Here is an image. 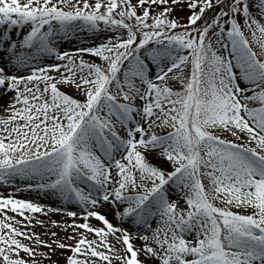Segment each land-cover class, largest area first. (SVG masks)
<instances>
[{
  "label": "snow or ice",
  "instance_id": "1",
  "mask_svg": "<svg viewBox=\"0 0 264 264\" xmlns=\"http://www.w3.org/2000/svg\"><path fill=\"white\" fill-rule=\"evenodd\" d=\"M182 3L186 24L171 18ZM208 11L214 15L205 20ZM101 24L111 33L105 42L57 52L61 31L96 32ZM16 29L28 30L10 41ZM253 43L264 52V0H0V45H7L0 48V91L14 93L0 115V184L36 180L37 189L85 207L84 223L66 225L74 243L53 241L72 253L67 264H264V59ZM85 53L102 63L86 61ZM52 54L59 63L35 66ZM21 69L28 74L18 75ZM153 153L172 170L151 163ZM176 190L184 207L170 199ZM103 203L121 223L157 226L134 236L96 210ZM26 212L44 208L0 195V264H30L21 252L36 264V247L21 238L54 251L16 227L33 226ZM109 237L122 243L123 255Z\"/></svg>",
  "mask_w": 264,
  "mask_h": 264
},
{
  "label": "rangeland",
  "instance_id": "2",
  "mask_svg": "<svg viewBox=\"0 0 264 264\" xmlns=\"http://www.w3.org/2000/svg\"><path fill=\"white\" fill-rule=\"evenodd\" d=\"M132 2L135 4L137 0H132ZM247 2L250 3L252 0H247ZM183 9V10H182ZM161 8L154 7L153 11L154 12H159L161 11ZM219 9H217L218 11ZM190 15V13L187 10L186 3H182L180 5L174 6V11L171 13V18L177 19L180 23H187V18ZM214 13L212 11H208L204 17L205 20H210L213 17ZM253 15L257 16L259 18V13L253 10ZM240 23L243 27V19L240 20ZM103 24H101V29L97 30L96 32H88L86 30H79V29H72L70 31L64 32L61 31L56 40L54 41L57 52H72L75 53V51L79 48L82 47H93L97 46L100 43H103L106 41V39L111 35V33L107 31H103ZM28 29H16L14 31H11L10 34V41H20L22 36L26 34ZM248 33L246 32V35ZM211 35V33L209 34ZM251 38V37H249ZM213 41H215V37H213ZM253 49L254 51L257 52L258 57L264 59V52H262L259 47L253 43ZM7 47V45H0V48ZM214 47L220 51L222 54L227 55V50L226 49H221L220 45L214 43ZM83 58L86 61L89 62H95V63H102V61L99 58L90 56L89 54L85 53L83 55ZM3 60H4V53L3 51H0V66L3 65ZM53 63H59V61H56L55 59V54L52 55H46V56H41L36 62L35 66H47L48 64H53ZM8 68H11V65L9 64L5 70H8ZM188 73V69H185V74ZM11 74V73H9ZM18 75H27L28 72L26 69H21L20 72L17 73ZM54 76L58 77L57 73H51ZM247 84V82H244ZM169 87H171L173 90H180L182 88V85L179 81H169L168 84ZM243 86V85H242ZM60 89L70 95H73L77 99H83L82 96L79 95L75 91L74 88L68 85H58ZM251 95V91L248 93ZM12 95L14 93H8L7 95H4L2 91H0V115H5V109L7 107V104L9 100L11 99ZM139 106V102H137ZM250 107L257 106L250 104ZM120 132V135H124V132L122 129H118ZM152 131H155L157 135H166L170 129L167 128H153ZM221 138L227 139L230 141H233L234 143L242 144L245 143L246 141L242 138L240 140H237L236 137L232 136L230 133L227 132H218L217 133ZM99 154V153H98ZM119 158V157H117ZM149 160L151 163L155 164L156 166L162 168L165 171H171L172 167L170 163L164 161L162 158H160L158 155L153 153L150 157ZM37 183L36 180H30V179H24V178H17L14 181L11 182L10 185H5V184H0V195H3L7 197L9 194H12L13 198L15 199H23V200H28L33 203L41 205L44 209L49 210V209H59L60 214H63L64 217L59 218V219H52V221H56L59 223V227L54 226L52 221L47 222L45 220H41V218L33 217L31 223L32 227L30 228H23L21 227L20 224H17L16 227L21 228V231H28L31 233H35L39 236L41 240H44L48 242L49 244H52V248L54 251L36 245L35 240L29 241V240H24L22 239V242L25 244H28L29 246H34L36 247V251L38 255L35 257L36 264H67L66 258L72 253L68 251L67 249H59L56 247V243H53V241H58V242H63L65 244H72L74 241L66 239L67 236L71 235L73 233V229L71 228H66V225L73 223L79 224V223H84L85 220L83 219L85 215V207L82 206L79 203H76L75 201H66L59 197L58 195L47 191V190H41L37 189L35 187V184ZM31 184L33 187L31 189L28 188V185ZM81 187H84L85 191H87V187L84 185H81ZM17 188L21 189L20 191H17ZM99 195V194H97ZM170 199L178 202V204L181 207H184V200L182 199V193H180L178 190L172 191L170 193ZM219 203V202H217ZM97 211L100 213L104 214L107 216L109 221L113 223V225L127 229L130 233H132L134 236L138 235H150L151 234V229L155 228L157 226V221L153 220L151 221V227L150 228H145V227H137V226H132L129 227L126 226L124 223H121L118 218L115 215L113 206L108 203H103L102 205L97 206L96 208ZM77 212V217L82 218L83 221H79L76 218L69 217L67 215V212ZM242 214H248L251 212L250 209H242L240 210ZM55 212V211H53ZM9 216H14L16 220L18 221H23L24 224H27L28 221L25 220L24 218L20 217L19 215L9 211L8 212ZM31 216V214L26 212V216ZM40 220L43 221V226L40 224H37L36 221ZM90 225L95 226V227H101L103 226L102 223L95 218H90L87 221ZM77 231H83V230H77ZM55 232L57 235L54 237L52 236V233ZM88 236V239H96V237L91 234V233H85ZM119 235V233H117ZM79 237H77L78 239ZM109 240L116 245V247L120 250V254L123 255V245L122 243H117L115 239L112 237H109ZM134 246L137 248H140L143 244V242L139 239H136L133 241ZM39 253H43L45 255H39ZM20 255L24 257L25 259H28L31 264V259L27 256L26 253L21 252ZM142 260L144 259L143 254L140 257ZM113 264H119V261L114 260ZM146 264H156L155 260H148Z\"/></svg>",
  "mask_w": 264,
  "mask_h": 264
},
{
  "label": "bare ground",
  "instance_id": "3",
  "mask_svg": "<svg viewBox=\"0 0 264 264\" xmlns=\"http://www.w3.org/2000/svg\"><path fill=\"white\" fill-rule=\"evenodd\" d=\"M29 214H31V216L41 218V220H45L47 222H51L52 219H59V218L64 217L63 214H60L59 212H56V211L53 212V211H49L46 209H44L43 213H35V214L29 213ZM76 219L79 221H83V219L79 217H76ZM124 224L128 226V228L132 226H136L135 224H132L131 222H124Z\"/></svg>",
  "mask_w": 264,
  "mask_h": 264
}]
</instances>
